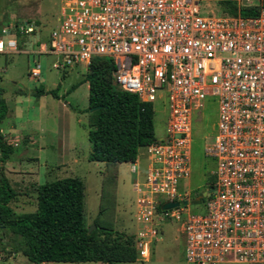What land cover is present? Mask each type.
I'll return each mask as SVG.
<instances>
[{
  "label": "built area",
  "instance_id": "built-area-1",
  "mask_svg": "<svg viewBox=\"0 0 264 264\" xmlns=\"http://www.w3.org/2000/svg\"><path fill=\"white\" fill-rule=\"evenodd\" d=\"M222 1L253 14L208 9ZM15 28L1 30L0 53L17 51ZM36 53L52 56L49 68L58 72L105 57L119 89L163 107L162 134L144 146L146 168L134 186L140 260L150 257L160 222L182 210L160 205L186 200L192 132L213 102L214 133L203 154L214 161V191L186 214L183 259L264 263V0H59L55 25ZM27 76L39 79L37 60ZM4 141L19 144L15 136Z\"/></svg>",
  "mask_w": 264,
  "mask_h": 264
},
{
  "label": "rangeland",
  "instance_id": "rangeland-1",
  "mask_svg": "<svg viewBox=\"0 0 264 264\" xmlns=\"http://www.w3.org/2000/svg\"><path fill=\"white\" fill-rule=\"evenodd\" d=\"M10 1L4 0L6 5L2 8L5 9L3 13L0 14V26L6 20L23 18V14H17L11 10L8 6ZM12 2L19 11H24L27 15L33 16L32 19L38 20V24L35 25V33L25 36L29 42L21 47L22 50L15 53H0V86L4 91L2 97L8 105L7 114L0 125L3 127L1 129L4 134L6 125L13 124L14 130L11 131L17 134L16 137L19 139L18 146L11 147L12 151L0 164L2 174L15 192V196L8 205L16 213L33 211L35 209L36 182L41 184L44 180L47 182L76 175L86 187V209L84 208L86 226H92L95 221L98 226L117 230L132 231L134 227H141L142 225L134 218L136 194L130 183L135 177V173L129 171V163L109 165L87 160L90 150L86 138L87 112L77 113L70 109V107H86L87 91L84 86V77L87 67L77 65L68 69L66 75H62V73L48 69L51 56L39 55L38 57L34 56V60H38L40 64L39 79L30 80L27 77V66L32 63L33 56L24 51L34 48L36 41L48 36L55 25L59 0H12ZM208 9L213 13L221 11L220 5L217 4L209 6ZM2 38L5 39L6 36H2ZM56 85H58L59 93L62 94L59 101L52 99L50 95L36 96L34 94L38 87L51 89ZM62 102L67 105V111H62L64 110ZM215 109L216 106L213 102H207L201 111V120L196 126L197 130L192 132L189 176L184 184L187 191L186 206L182 210H178L174 216L167 217L160 222L161 231L155 239V243L151 244L150 259L140 260L137 258L133 262L117 264H186L183 259L182 223L187 213H197L203 206V201H196V199L212 182L209 174L214 168V161L204 156L203 146L211 141V136L214 133ZM153 126L154 136L160 137L164 126V113L163 107L156 104L154 105ZM60 129H65L68 136L67 142L74 147L71 152L79 158V168L75 173L70 172L71 166L68 163L49 161L52 156L51 151L39 150V146L44 144L43 141L52 143L54 137L55 142L56 137L60 135ZM25 134H30L37 141L32 148L26 146L28 140L22 137ZM143 152L144 150L141 148L137 150L141 165L139 167L141 180L146 168L145 163H147L145 152L144 155ZM53 159L56 158L53 157ZM48 161L49 163L46 165ZM43 170L48 175L46 179H42ZM36 176H39L37 180ZM88 180L90 182L89 189L86 185ZM88 201L91 203L88 204ZM98 210L99 214L96 217ZM11 242V233L0 229V264H30L19 251L16 253L12 251ZM13 254L14 257H11ZM46 264L102 263L48 262Z\"/></svg>",
  "mask_w": 264,
  "mask_h": 264
},
{
  "label": "trees",
  "instance_id": "trees-1",
  "mask_svg": "<svg viewBox=\"0 0 264 264\" xmlns=\"http://www.w3.org/2000/svg\"><path fill=\"white\" fill-rule=\"evenodd\" d=\"M220 7L229 14H253L245 7L236 8L232 1H222ZM113 70L109 59L96 57L88 64L84 77L88 86L85 112L90 150L87 160L109 165L134 162L137 150L155 139L154 105L119 89L113 83ZM2 90L0 86V123L7 111ZM45 93L57 98L54 89L44 92L39 87L34 91L36 96ZM90 107L96 108L89 111ZM11 151L0 131V164ZM14 196L0 168V229L11 233L12 251H19L31 264H117L137 259L133 235L98 226L95 221V228L87 232L83 184L78 177L66 176L36 185L35 209L30 212H14L8 205Z\"/></svg>",
  "mask_w": 264,
  "mask_h": 264
},
{
  "label": "crops",
  "instance_id": "crops-1",
  "mask_svg": "<svg viewBox=\"0 0 264 264\" xmlns=\"http://www.w3.org/2000/svg\"><path fill=\"white\" fill-rule=\"evenodd\" d=\"M6 5V3L4 2V0H0V14H2L3 13V10H5V9H2L3 8V6H5ZM10 8H11V10L13 11V12H15V13H17V14H23V18L22 19H15V20H6V22L3 24V25H1L0 26V32H1V30L3 29V28H7L8 26H15V27H17V28H15L14 29V31H12L11 32V35L13 36V38L15 39V42H16V52H18L19 50H22L21 49V47L22 46H24V44H27L28 42H29V40L27 39V37L25 38V36L27 35V34H33V33H35V25H37L38 24V20H35V19H32V17H31V15H27L24 11H19L18 10V8L16 7V5L12 2V0L10 1V3H9V5H8ZM58 9H59V7H58ZM25 17V18H24ZM29 26V27H31L32 28V31H30V32H22V31H20L19 30V26ZM46 38L47 37H44L43 39H40L39 41H36L35 43H34V48H32V49H30V50H26V51H24V52H27V53H29V54H31L32 56H33V59H32V61L34 60V56H36V57H38L39 55H43V54H37L36 53V49H37V45L39 44V43H41V42H44V41H46ZM15 53V52H14ZM43 56H50V55H43ZM52 57V56H51ZM52 59H53V57H52ZM51 59V60H52ZM50 60V61H51ZM38 61V60H37ZM31 65V64H30ZM30 65H28L27 66V70H28V67L30 66ZM71 68H73V67H70L69 69H71ZM48 69H50L49 67H48ZM27 70H26V74H27ZM53 70V69H52ZM55 71V70H54ZM56 72H58V71H56ZM59 73H62V75H66V73H67V71H64V72H59ZM28 77V76H27ZM29 78V77H28ZM30 79V78H29ZM31 80V79H30ZM85 84H84V86H85V88H86V91H87V82L85 81L84 82ZM39 88V87H38ZM42 88V87H41ZM37 89V88H36ZM35 89V90H36ZM51 89H54L55 90V92H56V95H57V98L56 97H53L52 95H50V94H48V93H45V94H42V95H50V97L52 98V99H54V100H56V101H59L60 100V98H61V96H62V94H60L59 93V89H58V85H56L54 88H51ZM42 90H44V92L45 91H47V90H50V88L49 87H43L42 88ZM3 92L4 91H2V94H3ZM39 96V95H38ZM5 100V99H4ZM5 104H6V107H7V111H8V105H7V102L5 101ZM61 105H62V107H63V109L64 110H62V111H67L66 109H67V105H64V103L62 102L61 103ZM64 105V106H63ZM86 107H87V103H86ZM86 107H81V108H76V107H70V109L72 110V111H74V112H77V113H81V112H85V108ZM69 108V107H68ZM7 111H6V114H7ZM1 128H3V127H1V125H0V131H1V133H2V129ZM6 128V129H5ZM4 128V134H2L3 135V138L5 137V136H15L16 137V135L17 134H15L13 131H11V130H14L13 129V124H9V125H6V127ZM34 128V127H33ZM41 130V129H40ZM44 131V130H43ZM59 133H60V135H59V137H56V141L54 142V137H53V141H51L52 143H45L44 141H43V145H40L39 146V150H45V151H47L48 150V152L49 151H51L52 153H51V155L54 157V158H56V159H53V157L51 156V158H49V161H55V162H57V163H62V164H64V163H68V164H70V166H71V168H70V172H73V173H75L76 171H77V168H79V158L77 157V155L76 154H72V152H71V149L72 148H74V147H72V146H70L69 144H68V142H67V138H68V136H67V133L65 132V129H63V130H61L60 129V131H59ZM18 136V135H17ZM22 137L24 138V139H27L28 141H27V145L26 146H30L29 148H32V146L34 145V144H36L37 143V141H35L33 138H32V136L30 135V134H25V135H22ZM18 138V137H17ZM43 140H45V139H43ZM41 143H42V141H41ZM142 150H144V146L143 147H140ZM143 155H144V152H143ZM145 158V157H144ZM49 161L46 163V165H48V163H49ZM89 161V160H88ZM91 162H96L97 163V161H91ZM99 163V162H98ZM100 163H103V162H100ZM122 163H124V162H122ZM127 163H129V171L131 172V173H135V177H133V180H132V182L130 183L131 184V188L132 189H134V186H135V183L136 182H138L139 180H141V177H140V174H141V171H140V163H139V158H138V156L136 155V159H135V161L134 162H127ZM105 164V163H104ZM117 164H119V163H116V164H112V165H117ZM145 167H146V163H145ZM144 167V168H145ZM134 169L133 171H131V169ZM44 171V173H43V175H42V179H46L47 178V174H45V170H43ZM71 174V173H70ZM144 175V174H143ZM76 176V175H75ZM37 177V176H36ZM39 177V176H38ZM38 177L36 178V180L38 179ZM77 177V176H76ZM110 177H112V175L110 174ZM139 177H140V179H139ZM79 178V177H78ZM115 178H116V176H115ZM142 178H143V176H142ZM41 179V180H42ZM80 179V178H79ZM139 179V180H138ZM81 180V179H80ZM44 182H45V180H44ZM43 182V183H44ZM81 182H82V184H83V208H85L86 209V195H85V191H86V187H85V184H84V182L81 180ZM36 184L38 185V182H36ZM86 185H87V188L89 189V187H90V182H89V180H88V182H86ZM135 191V190H134ZM88 192H90V191H88ZM91 203V201H88V204H90ZM84 213H85V210H84ZM98 214H99V210H98V212L96 213V217L98 216ZM95 217V218H96ZM115 230H117V229H115ZM138 230V227H134V230H132V231H126L125 229H119L118 231H121V232H124V233H126V234H131V235H133L136 231ZM155 243V242H154ZM154 245V244H153ZM11 257H14V254L11 256ZM148 259H150V257L148 258ZM147 259V260H148ZM15 263V262H14ZM16 263H18V262H16ZM30 263V262H29ZM46 263H48V262H45V264ZM31 264V263H30Z\"/></svg>",
  "mask_w": 264,
  "mask_h": 264
},
{
  "label": "water",
  "instance_id": "water-1",
  "mask_svg": "<svg viewBox=\"0 0 264 264\" xmlns=\"http://www.w3.org/2000/svg\"><path fill=\"white\" fill-rule=\"evenodd\" d=\"M97 107V106H96ZM96 107H90L88 110L92 111L93 109H95ZM214 191V187H209L206 190L202 191L200 193V195L197 197L198 198H205L206 196H208L211 192ZM187 204L186 200H181V201H173V202H164L160 205V208L162 210H172V209H177L179 207L184 208ZM95 226H88L87 227V232H90L92 229H94Z\"/></svg>",
  "mask_w": 264,
  "mask_h": 264
}]
</instances>
